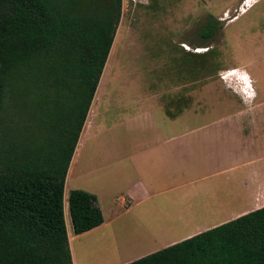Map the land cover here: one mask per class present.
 Listing matches in <instances>:
<instances>
[{
	"label": "rangeland",
	"instance_id": "rangeland-1",
	"mask_svg": "<svg viewBox=\"0 0 264 264\" xmlns=\"http://www.w3.org/2000/svg\"><path fill=\"white\" fill-rule=\"evenodd\" d=\"M111 1L114 2L51 0L50 4H56V8L49 10L75 21L83 14L97 15L100 11L97 8H104ZM119 1L120 14L113 45L98 82L96 99L85 120L84 133L89 131L93 135L99 128L110 127L111 121H102L104 110L100 103L104 100L108 104L112 92L121 86H132V93L136 92L133 96L136 98L134 109L138 105L143 109L146 104L161 107L163 101L158 99L157 87L159 96L162 90L168 92L164 105L166 109L177 108V111L189 112L192 101L196 106L198 100L199 118L217 115L216 109L208 110L204 115L202 112L215 107L220 100L264 101V0ZM244 3L253 6L243 8ZM112 6L116 7L115 2ZM241 9L245 12H241ZM209 17L217 20L221 29L205 47L200 48L197 32ZM64 41L66 48L78 42L77 39ZM64 44L60 45L59 50L63 49ZM72 64H66L55 79H51V82L58 81L59 88L49 82L48 87L42 85L39 91L35 90V81L45 78L40 76L43 73H36L39 71L35 69L37 62L12 76L6 83L0 105V168L11 146L21 141L25 145L33 140L40 147L45 139L52 136L55 130L51 120L58 106L69 101L66 100L67 89L62 86V81H67ZM37 75L41 77L38 80ZM172 90L173 93H169ZM169 128L174 130L175 126L170 125ZM107 132L104 128L101 130V133ZM91 135L84 140L82 147L75 149L77 157L70 166L72 179L68 181V186L65 180L66 223L69 222L66 202L68 187H75L80 182V178L75 179L78 171L85 168V171L93 172L82 180L87 187L102 184V177L112 181V174L117 179L112 155L117 150V143H130L124 130L111 132V135L101 134L97 139ZM3 148L6 152L2 151ZM16 152L23 154L25 151L23 147H17ZM87 158L91 160L87 162ZM120 220L119 224L115 221L111 225L113 240L109 239L111 232L107 228L81 237L71 234L74 237L71 247L76 264H108L105 262L132 255L139 245L138 241L152 243L154 237L159 235L157 231L160 228L156 227L159 229L138 238L140 235L133 232V224L127 220L123 228V221ZM126 242L133 245L131 243L125 247Z\"/></svg>",
	"mask_w": 264,
	"mask_h": 264
},
{
	"label": "trees",
	"instance_id": "trees-1",
	"mask_svg": "<svg viewBox=\"0 0 264 264\" xmlns=\"http://www.w3.org/2000/svg\"><path fill=\"white\" fill-rule=\"evenodd\" d=\"M111 2L97 8V15L73 21L49 10L56 8L51 0H0V105L9 79L32 63L45 77L35 81L39 91L49 82L59 88L51 79L73 62L62 81L69 101L51 120L52 136L40 147L33 140L11 146L0 168V264H73L65 180L118 26L120 1L114 0L115 8ZM220 29L217 20L207 18L197 32L198 47ZM66 39L78 42L66 48ZM66 202L74 235L103 223L95 196L74 189ZM129 264H264V207Z\"/></svg>",
	"mask_w": 264,
	"mask_h": 264
},
{
	"label": "crops",
	"instance_id": "crops-1",
	"mask_svg": "<svg viewBox=\"0 0 264 264\" xmlns=\"http://www.w3.org/2000/svg\"><path fill=\"white\" fill-rule=\"evenodd\" d=\"M155 89L158 99L163 101L161 107L145 103L143 109L140 105L134 109L136 92L132 93V86L117 87L108 104L104 100L100 103L104 110L102 121L112 122L110 127L99 128L93 135L89 131L84 133L82 128L76 146L82 147L90 135L97 139L101 134L111 135L120 130L128 133L130 142L117 143L112 155L117 179L112 174V181L102 177V184L87 187L82 180L93 172L84 168L75 177L80 182L68 187V193L79 189L95 196L103 216L99 227L74 236L104 228L111 232V225L119 219L123 228L129 220L133 232L140 235L138 238L160 228L152 243L138 241L132 255L105 262L108 264H129L264 207V101L220 100L215 107L202 112L204 115L216 109L217 115L199 118L198 100L196 106L192 101L189 112L166 109L168 92L162 90L159 96V88ZM170 125L175 129L169 128ZM103 128L108 132L101 133ZM76 157L77 150L70 166ZM90 160L87 158V162ZM70 166L67 186L72 179ZM66 229L72 261L76 264L70 222L66 223ZM109 234L113 240L114 234Z\"/></svg>",
	"mask_w": 264,
	"mask_h": 264
},
{
	"label": "bare ground",
	"instance_id": "bare-ground-1",
	"mask_svg": "<svg viewBox=\"0 0 264 264\" xmlns=\"http://www.w3.org/2000/svg\"><path fill=\"white\" fill-rule=\"evenodd\" d=\"M254 2V1H253ZM255 5V4H254ZM253 6V4L251 5V4H247V3H244L243 4V8H251ZM242 10V9H241ZM241 12H245L244 10H242ZM241 78H242V76H241Z\"/></svg>",
	"mask_w": 264,
	"mask_h": 264
}]
</instances>
